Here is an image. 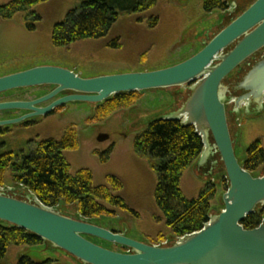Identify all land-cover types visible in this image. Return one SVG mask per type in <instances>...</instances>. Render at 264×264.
Returning <instances> with one entry per match:
<instances>
[{
  "label": "rangeland",
  "instance_id": "374dc122",
  "mask_svg": "<svg viewBox=\"0 0 264 264\" xmlns=\"http://www.w3.org/2000/svg\"><path fill=\"white\" fill-rule=\"evenodd\" d=\"M14 0H0L6 6ZM84 0H48L36 6L31 16L19 13L12 20L0 18V78L40 66H57L80 74L83 78L111 76L126 73L152 72L178 65L198 54L221 30L245 12L256 0H222L226 11L207 13L206 0H158L152 10L121 16L104 39L84 40L65 48L52 42L54 27L67 15L78 9ZM32 27V29L29 28ZM264 57V50L245 62L225 81L226 86L240 81ZM53 87H40L10 91L0 96V103L30 101L48 95ZM190 94L189 86L168 90H151L137 94V102L121 109L108 118L95 121L98 106L91 103H70L57 109L53 115L32 122L9 127L10 132L0 134L3 152L14 154L29 152V144L54 139L61 141L70 126L77 129L79 148L64 153L71 166V175L89 170L96 187H107L119 206L98 201L104 214L86 219L109 231L125 234L128 238L148 245H157L167 239L175 241L172 230L157 206L155 192L159 184L157 171L147 157L135 151L137 137L148 125L178 111ZM229 98V95L227 96ZM228 122L235 152L244 166L248 149L258 140L264 149V111L259 115L234 113V104L227 99ZM19 112H2L0 118L12 119ZM108 135L98 142L100 135ZM102 157L107 158L103 162ZM217 168L212 175L200 170L196 162L184 173L181 189L186 199H198L207 185L217 188L211 202V216L219 215L225 208L223 196L229 189V180L220 156L216 155ZM264 174V165L255 177ZM117 177L123 184L118 190L108 177ZM264 176V175H263ZM3 187L14 190L15 195L26 197L30 192L16 185L12 172L5 176ZM57 209L75 219L81 216L77 204L62 202ZM261 210H264L262 207ZM105 249L129 254V249L90 238ZM28 257L36 263L81 264L64 251L43 243L38 246H10L0 264H18Z\"/></svg>",
  "mask_w": 264,
  "mask_h": 264
},
{
  "label": "water",
  "instance_id": "95a60500",
  "mask_svg": "<svg viewBox=\"0 0 264 264\" xmlns=\"http://www.w3.org/2000/svg\"><path fill=\"white\" fill-rule=\"evenodd\" d=\"M262 50L264 0H256L198 54L173 67L83 78L62 67L40 66L1 77L0 95L40 87L54 89L36 101L0 103V113L30 112L0 121V128L46 117L70 103L100 105L119 94L189 86L190 94L182 107L158 120H178L186 127L193 126L204 145L199 167L206 169L211 163L212 172L218 165L213 160L219 155L230 185L223 196L224 210L211 216L201 231L180 238L171 247L135 241L47 207L32 192L24 198L8 188H0V223L26 231L81 264H264V218L253 230L242 225L264 207V176L255 177L237 158L227 114V99L234 103L237 115L243 108L247 114L251 109L255 115L264 111V58L238 84L225 85L234 71ZM50 102L47 107H39ZM108 139L103 134L98 142ZM90 238L113 243L130 253L105 249Z\"/></svg>",
  "mask_w": 264,
  "mask_h": 264
},
{
  "label": "trees",
  "instance_id": "16d2710c",
  "mask_svg": "<svg viewBox=\"0 0 264 264\" xmlns=\"http://www.w3.org/2000/svg\"><path fill=\"white\" fill-rule=\"evenodd\" d=\"M47 1L14 0L0 6V18L12 20L19 13L31 16L36 6ZM157 3L158 0H84L78 9L71 11L62 23L54 27L52 42L58 48H65L84 40L104 39L121 16L148 12ZM204 9L207 13L226 11L228 5L222 0H206ZM138 93L119 94L98 105L95 121L100 122L118 110L132 107L137 102ZM32 143L29 144L28 154L19 155L3 152L0 146V187H3L7 173L12 172L14 183L27 188L45 206L57 208L62 202L77 204L79 213L85 219L104 214L105 209L98 201L119 206L120 200L113 198L107 187L94 185L91 171L81 170L75 176L71 175V166L64 153L79 148L76 127L70 126L61 141L51 139L31 146ZM203 149L202 138L196 129L186 127L178 120H155L135 141L136 153L147 157L158 173L156 203L176 239L201 231L211 218V202L217 193L216 186L207 185L200 197L194 200L186 199L181 189L184 173L199 159ZM102 160L106 162L107 158L102 157ZM263 165L264 149L258 140L248 149L244 168L254 175ZM108 181L118 190L123 187L117 177H108ZM263 218L264 210H259L242 225L246 230H253L260 226ZM43 243L24 230L0 223V261L6 257L10 246L34 247ZM18 264L52 262L36 263L25 257Z\"/></svg>",
  "mask_w": 264,
  "mask_h": 264
},
{
  "label": "flooded vegetation",
  "instance_id": "af4514ba",
  "mask_svg": "<svg viewBox=\"0 0 264 264\" xmlns=\"http://www.w3.org/2000/svg\"><path fill=\"white\" fill-rule=\"evenodd\" d=\"M264 57H262L259 61H257L256 63H255V65L256 64H258V62H260L262 59H263ZM254 65V66H255ZM253 67V66H252ZM240 81H238V82H236V83H233L232 85H231V87L232 86H235L236 84H238ZM54 89V88H53ZM51 93V92H50ZM49 93V94H50ZM1 96V95H0ZM44 97V96H43ZM61 97H63V96H60V97H58V98H61ZM42 97H40V98H37V99H33V100H30V101H28V102H31V101H36V100H38V99H41ZM58 98H56L54 101H56ZM54 101H52V102H54ZM10 102V101H9ZM52 102H50V103H47V104H45V105H41V106H39V107H47L48 105H50ZM59 109V108H58ZM57 110V109H56ZM55 110V111H56ZM54 111V112H55ZM11 112H16V111H11ZM54 112L52 113V114H50V115H48V116H51V115H53L54 114ZM243 112H246V111H243ZM20 114H21V116H25V115H28V114H30V112H19ZM253 115H255V113L253 112V110L251 109V116H253ZM21 116H19V117H21ZM48 116H46V117H48ZM18 118V117H17ZM40 118H42V117H40ZM39 118V119H40ZM12 119H15V118H12ZM3 120H10V119H6V118H0V121H3ZM33 120H37V118H35V119H31V120H28L26 123H28V122H32ZM5 131L4 133H7V132H10L11 130L9 129V127H3V128H0V134L2 133L1 131Z\"/></svg>",
  "mask_w": 264,
  "mask_h": 264
},
{
  "label": "built area",
  "instance_id": "2783aa9c",
  "mask_svg": "<svg viewBox=\"0 0 264 264\" xmlns=\"http://www.w3.org/2000/svg\"><path fill=\"white\" fill-rule=\"evenodd\" d=\"M172 243L170 242V241H164V242H162V243H160V245L161 246H163V247H168V246H170Z\"/></svg>",
  "mask_w": 264,
  "mask_h": 264
}]
</instances>
